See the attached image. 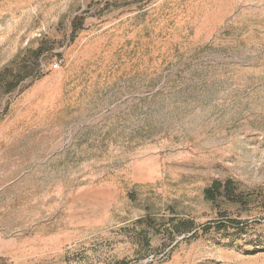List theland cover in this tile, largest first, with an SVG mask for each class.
Returning <instances> with one entry per match:
<instances>
[{"label":"rangeland","instance_id":"rangeland-1","mask_svg":"<svg viewBox=\"0 0 264 264\" xmlns=\"http://www.w3.org/2000/svg\"><path fill=\"white\" fill-rule=\"evenodd\" d=\"M0 264H264V0H0Z\"/></svg>","mask_w":264,"mask_h":264},{"label":"built area","instance_id":"built-area-1","mask_svg":"<svg viewBox=\"0 0 264 264\" xmlns=\"http://www.w3.org/2000/svg\"><path fill=\"white\" fill-rule=\"evenodd\" d=\"M58 65H56V67H57Z\"/></svg>","mask_w":264,"mask_h":264}]
</instances>
